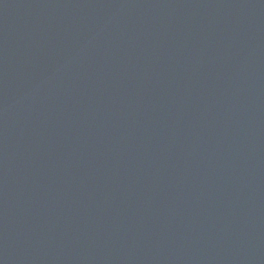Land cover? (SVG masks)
<instances>
[{
	"label": "water",
	"instance_id": "95a60500",
	"mask_svg": "<svg viewBox=\"0 0 264 264\" xmlns=\"http://www.w3.org/2000/svg\"><path fill=\"white\" fill-rule=\"evenodd\" d=\"M0 264H264V0H0Z\"/></svg>",
	"mask_w": 264,
	"mask_h": 264
}]
</instances>
